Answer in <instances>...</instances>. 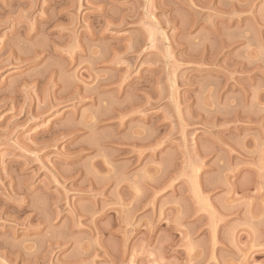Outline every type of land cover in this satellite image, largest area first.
<instances>
[{
	"label": "rangeland",
	"instance_id": "374dc122",
	"mask_svg": "<svg viewBox=\"0 0 264 264\" xmlns=\"http://www.w3.org/2000/svg\"><path fill=\"white\" fill-rule=\"evenodd\" d=\"M0 264H264V0H0Z\"/></svg>",
	"mask_w": 264,
	"mask_h": 264
}]
</instances>
